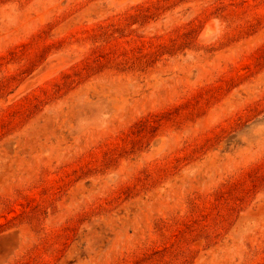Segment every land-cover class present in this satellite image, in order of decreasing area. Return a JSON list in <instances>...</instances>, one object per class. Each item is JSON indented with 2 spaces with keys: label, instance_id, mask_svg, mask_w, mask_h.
I'll return each instance as SVG.
<instances>
[{
  "label": "rangeland",
  "instance_id": "obj_1",
  "mask_svg": "<svg viewBox=\"0 0 264 264\" xmlns=\"http://www.w3.org/2000/svg\"><path fill=\"white\" fill-rule=\"evenodd\" d=\"M0 264H264V0H0Z\"/></svg>",
  "mask_w": 264,
  "mask_h": 264
}]
</instances>
